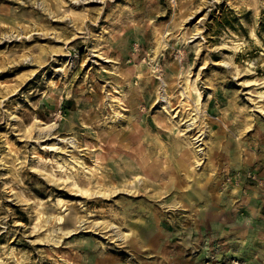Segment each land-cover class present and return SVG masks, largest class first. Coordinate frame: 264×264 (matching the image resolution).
Returning <instances> with one entry per match:
<instances>
[{
    "label": "rangeland",
    "instance_id": "obj_1",
    "mask_svg": "<svg viewBox=\"0 0 264 264\" xmlns=\"http://www.w3.org/2000/svg\"><path fill=\"white\" fill-rule=\"evenodd\" d=\"M175 1L0 0V264H264V0Z\"/></svg>",
    "mask_w": 264,
    "mask_h": 264
},
{
    "label": "bare ground",
    "instance_id": "obj_2",
    "mask_svg": "<svg viewBox=\"0 0 264 264\" xmlns=\"http://www.w3.org/2000/svg\"><path fill=\"white\" fill-rule=\"evenodd\" d=\"M171 4H172L173 6H176V1H175V0H171ZM173 17H174V16H173ZM186 35H188V34H186ZM160 50H161V44L158 43L157 46H156V48L152 49V57H151V59H150L151 61H153V60L157 57V55L160 53ZM173 73H174V72H172V74H173ZM164 86H165V85H164ZM164 86H163V87H164ZM190 89H191V88H190V85H189L188 81H185V82L183 83V87H182L181 92H180L181 96H183V99L180 100V103H179L180 107H183V109L186 108V107H188V106H190V97H191V96H190ZM261 97H263V96H261ZM160 108H161V110L165 111V107H164V106H160ZM191 111H192L194 114L191 115L190 118H189L188 120H191V121H192V124H194V120L196 119V116L199 115V114L201 113V109L198 108L197 105H195L194 108L192 107V110H191ZM188 115H190L189 112L187 113V116H188ZM34 121H37V119H35ZM40 124H41V125H45L46 127L50 126V124H47V123H45V122H42V123H40ZM192 124H191V125H192ZM187 126H189V125H187ZM196 147H197V146H196ZM39 161L42 162V163L44 164L45 161H46V158L39 157ZM50 161H51V160H50ZM57 168H58V170H62V169H63V166L57 164ZM73 184L75 185V183H73ZM98 187H100V186L98 185ZM100 188H101V187H100ZM172 203H174V202H172ZM174 206H176V204H174ZM54 218H55V220L58 221L59 223L62 222V217H61V216L57 215V216H55ZM124 235H126V234H124Z\"/></svg>",
    "mask_w": 264,
    "mask_h": 264
}]
</instances>
